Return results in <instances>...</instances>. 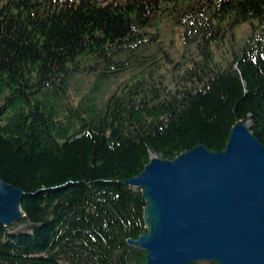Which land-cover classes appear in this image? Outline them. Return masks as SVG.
Masks as SVG:
<instances>
[{
	"label": "trees",
	"instance_id": "obj_1",
	"mask_svg": "<svg viewBox=\"0 0 264 264\" xmlns=\"http://www.w3.org/2000/svg\"><path fill=\"white\" fill-rule=\"evenodd\" d=\"M162 17L198 55L169 81L161 69L180 62ZM244 23L216 64L213 45ZM127 72L101 105L67 100L77 75L96 92ZM240 119L264 145V0H0V177L22 189L28 225L0 224V264L143 262L126 239L144 228V200L120 181L152 155L223 150Z\"/></svg>",
	"mask_w": 264,
	"mask_h": 264
},
{
	"label": "water",
	"instance_id": "obj_2",
	"mask_svg": "<svg viewBox=\"0 0 264 264\" xmlns=\"http://www.w3.org/2000/svg\"><path fill=\"white\" fill-rule=\"evenodd\" d=\"M144 200V228L128 246L141 263L264 264V145L237 120L223 150L199 145L120 181ZM21 188L0 177V224L25 216Z\"/></svg>",
	"mask_w": 264,
	"mask_h": 264
},
{
	"label": "rangeland",
	"instance_id": "obj_3",
	"mask_svg": "<svg viewBox=\"0 0 264 264\" xmlns=\"http://www.w3.org/2000/svg\"><path fill=\"white\" fill-rule=\"evenodd\" d=\"M103 1L107 2L109 0ZM159 27L162 40L171 55L172 60L180 62V64H177L175 68L165 65L161 69V73L165 75V79L169 81L171 78H177L189 69L195 61L198 60V55L194 44L185 48L182 37V29L174 25L169 18L162 17ZM250 31V25L244 23L234 29L233 40L226 38L224 41H220L218 44L213 45L212 52L214 54L216 64H225L228 60H230L233 47L237 48ZM129 75L130 74L128 72L122 73L117 78L104 82L101 88L96 92H93L91 89L94 82L93 76L77 75L70 82L67 100L71 104L75 105L80 101V99L88 96L94 98L96 103L101 105L115 90V88L127 79ZM170 86L172 87L173 85L170 84ZM27 226L28 225L26 223L15 222L8 227V230H25ZM208 263V261L197 262V264Z\"/></svg>",
	"mask_w": 264,
	"mask_h": 264
}]
</instances>
